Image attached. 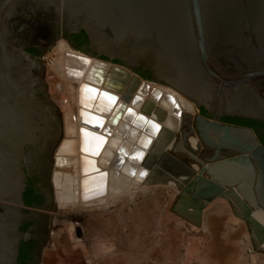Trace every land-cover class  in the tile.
<instances>
[{"label": "water", "instance_id": "water-1", "mask_svg": "<svg viewBox=\"0 0 264 264\" xmlns=\"http://www.w3.org/2000/svg\"><path fill=\"white\" fill-rule=\"evenodd\" d=\"M26 7L45 10L57 23L66 20L83 29L89 38L90 51L96 53L94 57L104 56L122 64L99 60L91 65L89 74L97 77V84L83 82L81 93L84 94L85 86L95 90L93 101L88 103L92 110L87 111L101 124L86 123L91 127H83L86 133L90 131L105 140L123 111L141 119L137 125L147 123L154 133L160 132L162 124L128 106L129 95H125L118 110L109 117L106 134L99 133L107 121L105 114L112 111L119 100L118 93L130 77L132 85L141 80V88L150 90L155 100L164 96L177 116L183 113L181 107L186 110L180 94L198 109L204 107L212 113V119H207L184 112V138L191 135L196 138L193 124L197 120L202 139L217 148L214 156L218 160L206 165L196 159L203 165L201 171L217 176L214 186L221 180L227 185L250 189L256 198L255 206L264 209V144L252 129L227 125L221 120L237 116L264 122V0H0V264L16 261L18 225L29 213L23 207L3 202L6 199L24 206L23 159L38 152L40 163L50 164L51 173L54 159L48 160V154L43 153L52 150V157L62 134L61 112L51 100L44 80L41 55L47 46L34 59L25 51V44L18 43L12 27L15 16L26 11ZM33 65L38 68V78L34 80ZM128 68L142 73L144 78L169 85L166 89L174 92L163 91L138 74L131 75ZM113 76L118 77L117 83ZM35 80L39 87L34 92ZM102 84L105 88L100 89ZM131 99L135 106L143 97L137 93ZM207 127L222 132L209 139ZM232 130L246 131L252 142L235 137ZM153 140L148 134L147 144L142 148L130 153L120 151L142 162ZM225 140L229 144L224 145ZM201 146L197 140L196 155ZM223 148L237 154L224 157ZM153 160L150 156V163ZM188 163L187 156L174 152L167 153L166 161L159 165L169 171L177 167L192 174ZM146 170L144 167L143 172ZM51 190L53 193L52 184ZM213 198L207 199L210 202Z\"/></svg>", "mask_w": 264, "mask_h": 264}, {"label": "bare ground", "instance_id": "bare-ground-1", "mask_svg": "<svg viewBox=\"0 0 264 264\" xmlns=\"http://www.w3.org/2000/svg\"><path fill=\"white\" fill-rule=\"evenodd\" d=\"M66 41H61L56 44L52 55L53 60L51 62V68L58 76V81L56 84L52 85L57 86L60 90L66 89L67 98L65 99V102H67L69 111L67 117L65 114L66 133H63L62 131L57 145L63 141V135L69 139L64 140L60 148L57 149V152L55 153V169L52 177L56 187L57 201L62 209L69 207L75 208L79 206L87 207L99 205L101 202H107L109 195H113L114 193L120 191V188L114 187V181L120 176L118 170L125 162L126 158L132 160V158L126 157L120 150L124 149L126 152L130 153L134 150L142 148V145L147 144L145 138L148 134L152 135L154 138L153 143L148 149V155L142 162L138 159L133 160L136 163H140L147 169H153L155 171L161 169L166 170L167 174H169L168 178L175 183H180L179 181L188 185L194 182L204 183L203 187L196 189L195 195H190L191 203L198 212L203 211L208 205V196L216 197L218 195H222L226 191V187L229 186L227 183L225 184L220 180V183L217 182L216 186H214L216 179L207 178L205 173L203 174L200 169H197V139L192 135L188 137V139L183 136V132L185 130L184 112L187 110L195 117L197 115L195 113V105L192 101L180 94L179 97H181L182 106H185L186 110H183V107H181L183 113L181 116H177L175 115L174 107L164 96L159 101L155 100L150 90L147 91L141 88V80L139 83H134L132 85V78L130 77L126 80L123 91L118 93L119 100L113 107L112 111L109 114H105L107 121L105 122L102 131L99 133L106 134L104 133V130L110 125V122H108L109 117L118 110L117 107L123 101L125 95H129L130 100L127 101L128 106H132L136 112H142L147 117L154 118L162 124L160 132L154 133L155 131L153 130V127L147 123L141 126L137 125L142 120L137 119L133 113L131 114L123 111L120 121L117 125L111 127V134L107 135L108 137H106L105 140L90 131L89 133H86L84 128L91 129V127L86 123L90 122L94 124H101V120L93 117L91 113L87 111L92 109L82 104V102L84 104L85 102L88 104L93 101V95L92 93H88L87 95L82 94L81 85L83 82L92 83L94 85L97 84V77L90 75L89 70L94 61L105 60L97 57L94 58L85 52L77 50L72 47L68 41ZM106 62L112 64L110 61ZM131 75L134 76V73L132 72ZM113 77L117 83L118 77ZM111 80L112 83H114L112 78ZM157 86L163 91L174 92L173 90H167L166 86ZM99 88L101 89L105 87L102 84ZM137 93H139L143 99L133 106L131 98H133ZM151 103H153V106ZM99 108L104 109L102 106H99ZM132 121L135 122L136 125H134ZM205 129L209 139L210 137H213L211 136L212 131L215 133L221 131L214 130L209 127ZM232 133L234 136L237 134L243 135L252 141L249 133L246 131L232 130ZM159 134L160 136H158ZM157 136L163 138L165 137L167 141L166 143L172 142L175 138H182V140L174 143V147L169 149V151H165L163 157L158 160L156 159L155 153L157 149L162 150L164 145L161 147V145L155 143V138ZM134 143H137V148H133ZM183 146L190 149L189 153L187 152V160L189 161V166L193 169L192 174L186 173L183 169L177 167H174L173 171H169L164 166L159 165L166 161L167 153L174 154V152L177 153L178 151L184 153L185 149ZM150 156L154 158L151 163ZM119 160L121 161L119 162ZM127 162H130L128 164L130 165L128 168L136 167V165L131 161ZM148 163L150 164L149 166ZM146 172L147 171H142L138 174V176L141 177L143 176V173ZM121 177H123V175H121ZM242 189L246 200L254 205L256 202L254 195L246 190L244 191L243 187ZM139 190L145 191L146 189L134 188L133 195L134 192ZM230 193L235 194L234 196L237 199L242 198L233 189H230ZM225 197H228V193L225 194ZM241 200L243 201V199ZM101 205H103V203H101ZM254 208L257 210L259 209L256 206ZM247 210L250 212L248 206ZM248 211L247 214H250ZM252 222L258 224L254 220ZM188 248L191 250L193 246Z\"/></svg>", "mask_w": 264, "mask_h": 264}, {"label": "rangeland", "instance_id": "rangeland-1", "mask_svg": "<svg viewBox=\"0 0 264 264\" xmlns=\"http://www.w3.org/2000/svg\"><path fill=\"white\" fill-rule=\"evenodd\" d=\"M61 38L58 39V42L66 41ZM55 43L47 46L41 59L42 65L45 67L44 80L48 94L61 112L62 126L64 125L62 131L66 133L65 120L69 113L67 102H65L66 89L60 90L57 86L52 85L58 81L57 74L51 68ZM145 80L154 86H169L147 78ZM194 105L195 113L199 114L197 105L195 103ZM193 127L197 140L202 144L198 158L206 165L218 160L214 156L217 148L202 139L198 131L197 120L194 121ZM62 139L64 141L69 138L63 135ZM62 142L58 145V149ZM183 147L189 153V149ZM54 152L55 149L52 158ZM177 154L183 157L187 156L179 151ZM222 154L226 157L237 153L232 149L223 148ZM196 163L197 169L201 170L203 165L198 161ZM54 169V164H52L50 178H52ZM206 172L207 170L203 174ZM229 187L234 186L229 185ZM245 190L252 193L246 187H244ZM53 193L55 197L49 219L51 226L50 228L48 226V240L43 245L39 264H110L111 257L115 259L114 264H209L203 257V246L208 240L209 233L203 228L194 226L192 221L178 214L175 208L181 199L178 193L175 194L173 186L170 184L148 186L145 191L139 190L134 197H122L110 208L105 209L93 205L69 207V209L63 210L57 202L54 186ZM182 193L193 195L185 189ZM244 199L246 200V197ZM226 201L228 202V199L218 195L208 203L206 211L213 206L216 209L212 212L217 214L221 203ZM252 207L254 208L255 204ZM226 215L235 216L234 210L228 208ZM242 220L248 229V221ZM97 241L113 243L114 246L111 249L113 254L110 256L111 251H109L105 257L104 253L97 252L94 244ZM190 246H193L191 250L188 248ZM240 248L238 257L240 264H264V250H259L255 246L251 236L243 238Z\"/></svg>", "mask_w": 264, "mask_h": 264}, {"label": "flooded vegetation", "instance_id": "flooded-vegetation-1", "mask_svg": "<svg viewBox=\"0 0 264 264\" xmlns=\"http://www.w3.org/2000/svg\"><path fill=\"white\" fill-rule=\"evenodd\" d=\"M12 27L16 31L18 43H24L25 51L34 59H38L46 46H49L56 41L58 42L61 37H63L61 39L67 40L74 48L76 44H80V49H75L90 53L92 56L96 55V53L90 51L89 38L83 29H77L74 25L67 23L66 20L57 23L54 17L45 10H34L31 7H26V11L22 10L15 16ZM57 42L55 44H57ZM99 58L105 61H110L114 64L122 65L118 63V60H110L104 56ZM33 68L34 80L38 78V68L34 65ZM130 70L132 69L130 68ZM132 72L138 74L142 79H146L142 77V73L140 74L136 71ZM37 82L38 80H35L33 84L35 85L34 92L37 91L39 87V83ZM199 114L207 119H212V113H209L204 107L199 108ZM239 119L250 118L237 116H225L221 118V120L227 125L250 128L255 132L252 127L245 125L241 122L242 120L240 121ZM252 120L261 121L257 119ZM259 128L264 131L263 126H260ZM58 145L55 147L54 156L57 152ZM43 154H48V160L52 161V150H46ZM40 158L41 157L37 152L35 155H28L27 158L23 159L24 165L22 166V170L25 173V178L23 189L21 191V200L24 206L6 201V199L3 201L8 205L23 207L24 210L29 211L18 225L19 240L17 243V256L14 264H38L43 245L49 234L48 226L49 228L51 226L49 223L50 215L48 214L50 213L53 199L55 197L51 190V184H53L54 187L55 184L53 179L50 178V164H41ZM52 162L54 164V161ZM11 199V201H17V198Z\"/></svg>", "mask_w": 264, "mask_h": 264}, {"label": "crops", "instance_id": "crops-1", "mask_svg": "<svg viewBox=\"0 0 264 264\" xmlns=\"http://www.w3.org/2000/svg\"><path fill=\"white\" fill-rule=\"evenodd\" d=\"M220 132L221 131H218L217 133ZM211 134L214 137V134L216 133L212 131ZM158 136H160V134ZM158 136L155 138V143H158V145H161V147L162 145H164V148L162 150L157 149L155 153L156 159L158 160L163 157L165 151H169V149H172L174 147V143L182 140V138H175L172 142L166 143L167 141L165 137L163 138ZM242 136L243 135L237 134L235 137L242 139L243 141L252 142L248 138ZM223 144L227 145L229 144V141L225 140ZM133 148H137V143H134ZM127 161H131L136 165V167L128 168L130 166L128 165L130 162ZM143 169L144 167L140 163H136L133 159L130 160L129 158H126L125 162L118 170L120 176L114 181V187L120 188L121 190L114 193L113 195H109L107 202H101L103 203V205H101L100 203L99 205H97V207H102L104 209L110 208V206L113 205L114 202L116 203L122 197H134V195L138 193V191H136L133 195L134 188L147 189L148 186L170 184L171 186H173L175 194L178 193L181 199V201L179 199L180 202L175 208L178 214L192 221L194 226L203 228L209 233V235L207 236L208 240H206V243L203 246V257L209 262V264H240V262H238V257L241 249L240 243L243 241L244 237L248 238V236H251L252 240L255 243V246L259 250H264V210L260 206L258 207V210L256 208H253L252 205H250L251 203L244 199V193L241 185L226 187V191L222 194V196L225 197V194L228 193V197H225L226 199H228V202L226 201L221 203V205L217 209V214L212 212L216 209L213 206H211L208 211H206L205 207L203 211L198 212L191 203L190 195L184 194L182 193V191H184L185 189V191L195 195L196 189L203 187L204 183L194 182L190 185L184 184L181 181H179L180 183H175L168 178L169 174H167L166 170L162 169L158 171L147 169V172L143 173V176L139 177L138 174L141 173ZM121 175H123V177H121ZM205 176L210 179L215 177L217 178V176L210 173V171H208ZM230 189L235 190L239 194V196L243 198L237 199L234 196L235 194L230 193ZM241 199H243L244 202ZM247 206L250 212L247 210ZM228 208H232L234 210L235 216L230 217L229 215H226V211L228 210ZM247 211L250 214H247ZM242 219L248 221V229H246ZM253 220L258 224L252 222ZM88 225L90 226L89 222ZM104 225H106L105 222ZM94 244L97 248V252L100 251V253H104L103 255H105V257L106 253L109 251H111L110 256L113 254V251L111 250L114 246L113 243L110 244L97 241ZM95 246L93 245L94 249ZM243 248L244 246L242 247V249ZM109 261L110 264L115 263V259L112 257Z\"/></svg>", "mask_w": 264, "mask_h": 264}, {"label": "trees", "instance_id": "trees-1", "mask_svg": "<svg viewBox=\"0 0 264 264\" xmlns=\"http://www.w3.org/2000/svg\"><path fill=\"white\" fill-rule=\"evenodd\" d=\"M75 48H79L80 49V44H76L75 45ZM241 122H243L245 125L249 126V127H252L257 136L259 137L260 141L264 144V131L260 130V126H263L264 128V122L262 121H255V120H252V119H239ZM238 120V121H239Z\"/></svg>", "mask_w": 264, "mask_h": 264}, {"label": "snow or ice", "instance_id": "snow-or-ice-1", "mask_svg": "<svg viewBox=\"0 0 264 264\" xmlns=\"http://www.w3.org/2000/svg\"><path fill=\"white\" fill-rule=\"evenodd\" d=\"M95 90L91 89V88H88L87 86H85L83 89H82V92L87 95L88 93H92L94 92ZM105 96V98L109 99V100H112L114 99L113 97H110V96H107V94H102ZM85 106L88 107L89 105L85 102ZM87 122V121H86ZM87 135V134H86Z\"/></svg>", "mask_w": 264, "mask_h": 264}]
</instances>
